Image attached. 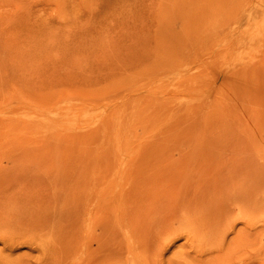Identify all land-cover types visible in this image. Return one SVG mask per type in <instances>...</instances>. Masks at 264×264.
I'll return each mask as SVG.
<instances>
[{
	"label": "rangeland",
	"instance_id": "1",
	"mask_svg": "<svg viewBox=\"0 0 264 264\" xmlns=\"http://www.w3.org/2000/svg\"><path fill=\"white\" fill-rule=\"evenodd\" d=\"M0 264H264V0H0Z\"/></svg>",
	"mask_w": 264,
	"mask_h": 264
}]
</instances>
